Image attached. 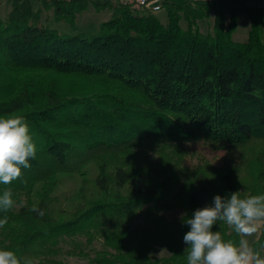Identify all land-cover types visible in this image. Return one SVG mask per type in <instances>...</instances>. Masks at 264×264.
<instances>
[{"label": "trees", "instance_id": "obj_1", "mask_svg": "<svg viewBox=\"0 0 264 264\" xmlns=\"http://www.w3.org/2000/svg\"><path fill=\"white\" fill-rule=\"evenodd\" d=\"M7 3L0 117H25L38 151L20 178L0 184L15 202L0 211L8 217L0 250L22 264H61L66 240L83 237L102 240L92 264H187L181 214L216 195L264 194V0H162L166 23L110 1ZM89 5L110 11L96 33L43 19L52 8L56 22L75 28ZM241 13L245 42L233 39ZM211 15L204 33L199 22ZM69 179L76 188L64 202L57 191ZM212 231L240 239L224 222ZM260 244L264 228L253 244L264 256ZM161 248L166 259L154 256ZM66 253L86 255L77 246Z\"/></svg>", "mask_w": 264, "mask_h": 264}, {"label": "clouds", "instance_id": "obj_2", "mask_svg": "<svg viewBox=\"0 0 264 264\" xmlns=\"http://www.w3.org/2000/svg\"><path fill=\"white\" fill-rule=\"evenodd\" d=\"M253 96L259 90H253ZM37 146L23 116L0 117V184L10 185L22 175V168L31 167L29 160L37 156ZM11 189L0 195V211L14 206ZM30 211L41 218L45 211L33 206ZM190 226L183 242L188 245L187 264H264V256L250 244L247 237L256 236L264 228V194L241 197L240 191L229 196L216 195L213 204L198 208L189 218L181 214ZM226 223L239 237L238 244L225 241L221 231H212L217 222ZM8 223L0 218V228ZM264 248V244H260ZM0 264H22L14 251L0 250Z\"/></svg>", "mask_w": 264, "mask_h": 264}, {"label": "rangeland", "instance_id": "obj_3", "mask_svg": "<svg viewBox=\"0 0 264 264\" xmlns=\"http://www.w3.org/2000/svg\"><path fill=\"white\" fill-rule=\"evenodd\" d=\"M161 7L158 10H155L154 13H157V17L163 23L167 22V13L164 8ZM161 9V10H160ZM8 12V8L0 3V18L5 19ZM238 27L233 34V39L238 42H245L248 37V31L250 28L249 17L247 14L238 15ZM110 18L109 10H96L92 5H89L88 9L80 13L76 19L75 28H73L69 23L66 22H56L54 17V10L51 8L49 10H44L43 19L47 20L51 27L57 28L62 32L72 33V32H90L96 33L99 29V24L103 21H106ZM214 23V16L211 15L209 19L199 22L200 28L204 33L210 32L212 30ZM183 27H186V24L182 22ZM201 149L202 153L210 160L214 162L215 165L220 164L219 157H216L213 152ZM192 164H197V159L191 160ZM76 184L73 180H66L63 186L57 191L60 199L65 202L66 198L69 197ZM170 217H179L178 212L168 213ZM79 247L86 255H72L69 256L66 252L73 250L75 247ZM102 249V240H95L92 244H87L86 239L83 237H77L75 239H67L64 244L63 254L59 256L61 264H92V259L95 257L96 252ZM264 254V248H263ZM154 256L161 259H166L169 254L164 249H158ZM164 264V263H163Z\"/></svg>", "mask_w": 264, "mask_h": 264}, {"label": "built area", "instance_id": "obj_4", "mask_svg": "<svg viewBox=\"0 0 264 264\" xmlns=\"http://www.w3.org/2000/svg\"><path fill=\"white\" fill-rule=\"evenodd\" d=\"M120 3L133 8H146L152 12L161 7V0H101Z\"/></svg>", "mask_w": 264, "mask_h": 264}, {"label": "crops", "instance_id": "obj_5", "mask_svg": "<svg viewBox=\"0 0 264 264\" xmlns=\"http://www.w3.org/2000/svg\"><path fill=\"white\" fill-rule=\"evenodd\" d=\"M178 1H196V0H178ZM161 2H162V0H161ZM0 3H2L3 5H5L6 8H8V12H7V15H8V13H9V11H10V5L7 3V0H0ZM161 9H162V8H161ZM161 9H160V10H161ZM7 15H6V16H7ZM156 16H157V13H156ZM260 234H261V230H260L259 233H257L256 236H253V237H247V239L249 240L250 244H252V246H253V244L258 240Z\"/></svg>", "mask_w": 264, "mask_h": 264}]
</instances>
